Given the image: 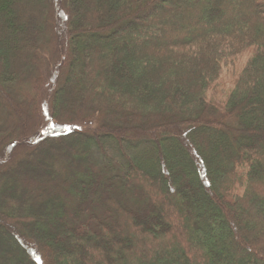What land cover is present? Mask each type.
Returning <instances> with one entry per match:
<instances>
[{"label": "trees", "instance_id": "16d2710c", "mask_svg": "<svg viewBox=\"0 0 264 264\" xmlns=\"http://www.w3.org/2000/svg\"><path fill=\"white\" fill-rule=\"evenodd\" d=\"M0 264H264V0H0Z\"/></svg>", "mask_w": 264, "mask_h": 264}, {"label": "rangeland", "instance_id": "374dc122", "mask_svg": "<svg viewBox=\"0 0 264 264\" xmlns=\"http://www.w3.org/2000/svg\"><path fill=\"white\" fill-rule=\"evenodd\" d=\"M232 71H233V68L231 67V66H226L224 69H223V75H222V77H221V80L220 81H218L217 82V85H220V86H227V87H229V85H230V81H231V79L233 78V75H232ZM216 87L214 90L215 91H213V90H210L208 93H207V98L209 99V98H215V99H217L218 101H221V99H223V97H224V93H222V92H224V91H222L221 93L220 92H218V91H221V87ZM217 89V90H216ZM6 111L4 112L3 111V117H5V116H7V117H9L14 123H15V128H17V127H21L22 125L20 124L21 123V119H22V117H23V112L24 113H26V118H28L29 120H34L35 118H34V116L35 115H33L32 114V112H27V111H25V109H23V108H21L20 107V111L18 110V109H15V107H13V108H10V107H8V108H6L5 109ZM20 112H22V113H20ZM25 115V114H24ZM17 121L19 122V123H17ZM21 130H22V134L23 135H28L29 133H28V128H26V127H21ZM24 132V133H23ZM19 134V133H18ZM51 142H54V138H50L49 139ZM23 234H24V231H23ZM1 241L2 242H5V239L4 238H2L1 237Z\"/></svg>", "mask_w": 264, "mask_h": 264}]
</instances>
